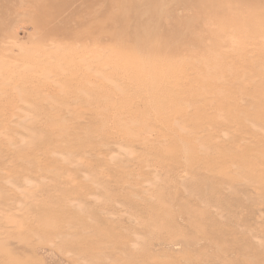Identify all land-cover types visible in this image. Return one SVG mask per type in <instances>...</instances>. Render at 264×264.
Masks as SVG:
<instances>
[{"label":"rangeland","instance_id":"374dc122","mask_svg":"<svg viewBox=\"0 0 264 264\" xmlns=\"http://www.w3.org/2000/svg\"><path fill=\"white\" fill-rule=\"evenodd\" d=\"M238 1L0 0V264H264V0Z\"/></svg>","mask_w":264,"mask_h":264},{"label":"bare ground","instance_id":"6f19581e","mask_svg":"<svg viewBox=\"0 0 264 264\" xmlns=\"http://www.w3.org/2000/svg\"><path fill=\"white\" fill-rule=\"evenodd\" d=\"M238 1V0H237ZM246 1H248V2H250V0H244V4H246L245 2ZM230 2V1H229ZM232 2H233V0H232ZM239 3H240V1H238ZM231 3V2H230ZM234 4H235V2H234ZM242 4V3H241ZM240 4V5H241ZM248 4V3H247ZM247 28V27H246ZM233 30V29H232ZM232 32V31H231ZM262 34V33H261ZM264 34V33H263ZM234 37V36H233ZM158 41V40H157ZM92 42H93V40H92ZM86 43V42H85ZM93 43H95V41L93 42ZM259 43V42H258ZM157 44V43H156ZM159 44V43H158ZM255 46V45H254ZM90 47V46H89ZM94 47V46H93ZM92 47V49H94ZM97 50V49H96ZM73 54V53H72ZM95 54V53H94ZM96 55V54H95ZM97 55H98V52H97ZM36 57V56H35ZM151 57V56H150ZM73 59V58H72ZM92 59V58H91ZM142 59V58H141ZM97 61V60H96ZM100 61V60H99ZM1 62V61H0ZM93 62H95V61H93ZM142 62V61H141ZM138 63V62H137ZM97 64V63H96ZM105 67V66H104ZM107 68H109V67H107ZM24 69H26V68H24ZM27 69H29V68H27ZM26 69V70H27ZM60 70V69H59ZM58 70V72L60 73V71ZM64 69H62L61 71H62V73L64 74V71H63ZM106 70V69H105ZM211 70V69H210ZM90 72V71H89ZM56 73H57V71H56ZM59 73H57V74H59ZM44 74V73H43ZM66 74H68V73H66ZM128 77V76H127ZM110 78H112V77H110ZM114 78V77H113ZM123 79V78H122ZM107 80V79H106ZM117 80V79H116ZM51 82V81H50ZM109 82V81H108ZM53 83V82H52ZM115 84H113V86H114ZM121 85H123V84H121ZM124 85H127V84H124ZM132 85V84H131ZM209 87V86H208ZM164 88V87H163ZM168 88V87H167ZM205 88V87H204ZM207 88V87H206ZM165 91H168V90H166L165 89ZM193 93V92H192ZM178 96V95H177ZM176 97V96H175ZM186 97V96H185ZM165 100V99H164ZM21 102V101H20ZM183 102V101H182ZM196 102V101H195ZM22 103H25V102H22ZM165 104V103H164ZM24 105V104H23ZM172 105H175V104H172ZM185 104L183 103V105L182 106H184ZM187 105V104H186ZM29 106V105H28ZM27 106V107H28ZM165 107H166V104H165ZM190 107V106H189ZM17 109V108H16ZM119 112V111H118ZM127 115V114H126ZM166 116V115H165ZM167 118V117H166ZM163 119V118H162ZM131 120V119H130ZM158 122V121H157ZM176 122V121H175ZM63 130V129H62ZM146 135V134H145ZM189 156V155H188ZM26 205V204H25ZM9 210V209H8ZM16 212H20V211H16ZM10 214V213H9ZM17 214H19V213H17ZM11 216V215H10ZM19 218V217H18ZM21 218V217H20ZM21 221H22V219H21ZM19 222H20V220H19ZM18 222V223H19ZM7 223V222H6ZM9 225V224H8ZM25 227V226H24ZM8 228V227H7ZM10 228V227H9ZM19 234V233H18ZM9 236H11V235H9ZM22 253V252H21Z\"/></svg>","mask_w":264,"mask_h":264}]
</instances>
